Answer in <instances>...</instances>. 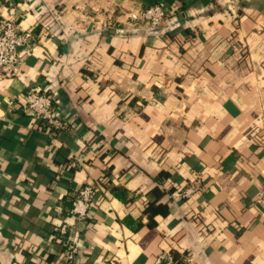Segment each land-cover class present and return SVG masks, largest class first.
Listing matches in <instances>:
<instances>
[{
  "label": "crops",
  "instance_id": "obj_1",
  "mask_svg": "<svg viewBox=\"0 0 264 264\" xmlns=\"http://www.w3.org/2000/svg\"><path fill=\"white\" fill-rule=\"evenodd\" d=\"M159 2L175 10L160 31H118ZM9 13L38 38L20 77L0 78V264H55L63 223L76 264H264V0L0 3ZM28 88L55 95L65 131L23 111Z\"/></svg>",
  "mask_w": 264,
  "mask_h": 264
},
{
  "label": "built area",
  "instance_id": "obj_2",
  "mask_svg": "<svg viewBox=\"0 0 264 264\" xmlns=\"http://www.w3.org/2000/svg\"><path fill=\"white\" fill-rule=\"evenodd\" d=\"M7 4L9 0H0ZM175 15V10L159 2L153 6L132 12L128 15L127 25L118 29L121 33H145L155 28H162L170 17ZM37 34L24 28L14 13L0 18V78H19L23 64L22 54L19 49L26 47L32 49L37 41ZM22 109L25 113L32 114L39 119L43 127L50 132L65 131L67 122L59 115L55 106V95L39 88H28L19 96ZM199 190L198 183L189 184L182 192L183 198L193 196ZM96 190L93 186L84 187L70 203L69 213L76 219L82 220L87 216ZM256 204L264 207V188L256 198ZM58 240L63 247L59 253L58 264H76L79 256V245L73 227L63 223L58 228ZM155 264H177L173 254L161 253Z\"/></svg>",
  "mask_w": 264,
  "mask_h": 264
},
{
  "label": "water",
  "instance_id": "obj_3",
  "mask_svg": "<svg viewBox=\"0 0 264 264\" xmlns=\"http://www.w3.org/2000/svg\"><path fill=\"white\" fill-rule=\"evenodd\" d=\"M160 30H161V28H155V29H152V30H150V31H148V32H145V34L156 33V32H158V31H160Z\"/></svg>",
  "mask_w": 264,
  "mask_h": 264
},
{
  "label": "trees",
  "instance_id": "obj_4",
  "mask_svg": "<svg viewBox=\"0 0 264 264\" xmlns=\"http://www.w3.org/2000/svg\"><path fill=\"white\" fill-rule=\"evenodd\" d=\"M175 260H176V259H175ZM176 262H177V264H180V262H178L177 260H176ZM54 263H55V264H58V263H59L58 258H55V259H54Z\"/></svg>",
  "mask_w": 264,
  "mask_h": 264
}]
</instances>
